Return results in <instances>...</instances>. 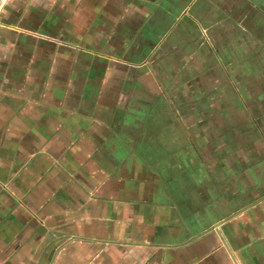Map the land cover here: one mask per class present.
I'll return each mask as SVG.
<instances>
[{"label": "crops", "instance_id": "1", "mask_svg": "<svg viewBox=\"0 0 264 264\" xmlns=\"http://www.w3.org/2000/svg\"><path fill=\"white\" fill-rule=\"evenodd\" d=\"M0 264H264V0H0Z\"/></svg>", "mask_w": 264, "mask_h": 264}]
</instances>
